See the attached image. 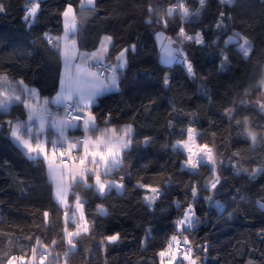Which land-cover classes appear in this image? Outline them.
Returning a JSON list of instances; mask_svg holds the SVG:
<instances>
[{"label": "trees", "instance_id": "16d2710c", "mask_svg": "<svg viewBox=\"0 0 264 264\" xmlns=\"http://www.w3.org/2000/svg\"><path fill=\"white\" fill-rule=\"evenodd\" d=\"M4 3L8 11L0 14V71L11 79H23L41 97L52 99L60 89L62 61L43 33L62 35L64 21L60 13L66 3L76 10L80 50L93 51L104 35H112L116 47L110 49L108 56L113 59L107 61L115 63L120 48L136 45L134 53H127L119 90L99 97L92 107L100 128L119 129L130 123L135 129L122 166L110 177L125 187L122 192L113 189L103 196L83 186L72 187L67 196L68 229H75L71 214L75 211L73 193L78 192L90 231L76 240L77 247L66 257L67 264H157L156 253L171 234L172 221L180 214L173 201L179 200L183 207L190 200L186 193L194 181L200 197L211 195L225 209L221 213L203 199L195 205L200 224L189 239L208 244V259L205 261L202 256L200 264H264V239L258 235L264 229V209L259 207L264 204V173L249 179L244 171L237 176L230 166L235 164L247 173L264 169V140L258 135V146L253 149L238 126L223 115L224 109L233 107L235 101L241 120L247 116L257 133L264 127V113L255 107L245 110L238 106L240 100L254 105L262 95L256 84L264 73V0H235L232 6L208 0L199 20L193 17L183 22L188 34L202 32L207 45L183 43L196 73L194 79L183 67L163 66L154 40L157 32L177 40L180 19L169 20L166 29L145 23L149 5L163 9L171 6L172 0H97V11L83 16L79 0H44L41 19L31 28L22 19L25 0ZM188 6L191 10L199 7L197 0H188ZM221 10L232 17L230 28L223 34L213 27ZM233 31L252 43L253 52L248 60L243 59L235 45L225 47L224 41ZM218 35L219 45L212 44ZM221 54L228 57L224 70L220 68ZM165 75L171 81L168 88L163 84ZM107 113H111L108 125L104 122ZM16 118H26V111L20 106L0 114V122ZM190 127L197 131L198 144L209 143L212 147L214 142L215 152L222 157L217 170L220 184L214 192L203 187L210 179L207 169L200 170L199 178L187 176L180 171L183 154L172 150L171 145L177 140L187 139L186 130ZM145 137H151L147 145L143 142ZM137 182L164 191L151 210L144 203V190L134 187ZM53 193L44 164L27 159L7 138V133L0 132V261L5 253L30 255L28 246L39 236L45 244L52 239L57 241L55 248L50 249L48 264H52L54 257L63 264L68 248L61 239L65 209L56 203ZM101 208L106 215L100 214ZM44 211L49 212L47 225ZM228 213H232L231 219ZM149 228L151 238L142 246ZM116 231L121 233V242L100 248L103 236Z\"/></svg>", "mask_w": 264, "mask_h": 264}, {"label": "snow or ice", "instance_id": "6c2138e0", "mask_svg": "<svg viewBox=\"0 0 264 264\" xmlns=\"http://www.w3.org/2000/svg\"><path fill=\"white\" fill-rule=\"evenodd\" d=\"M199 7L191 10L188 0H172L171 6L163 9H153L151 5L147 8L148 18L146 24L160 25L167 28L169 20L178 17L182 22L179 26L176 37L172 40L166 37L163 32H157L156 38L161 46V63L171 65L179 63L184 66L190 78H195L196 73L192 62L188 59L183 43L193 41L195 44L205 45L202 32L188 34L183 26L184 21H190L192 17L199 20L202 12L208 6V0H197ZM44 0H25L22 19L28 28L38 23L41 19V5ZM220 5L232 6L235 0H219ZM80 15L95 13L98 9L97 0H79ZM4 0H0V14L6 13ZM64 21L62 35L53 36L48 32L43 33L46 42L51 45L56 54L61 58L63 72L60 77V91L49 100L41 97L36 88L30 87L23 79H11L6 72L0 71V114H7L13 106H20L26 111V118L21 120L8 119L0 122V132H6L7 138L23 153V155L36 163L45 166L46 173L53 185V198L64 210L63 212V236L61 239L68 246L64 253L63 264H67L66 257L77 247L76 240L90 231V224L84 213V202L78 192L73 193V204L75 211L71 214L75 229L70 231L68 223L70 215L67 209L69 201L68 193L73 185L83 186L86 189L95 191L103 196L106 191L122 190L125 185L110 179L114 170H119L124 162V154L130 149L135 129L132 124H126L121 128L106 126L100 128L96 123V116L92 112V107L97 103L98 97L108 91L119 90V80L123 75V70L127 66V53L135 52L136 45L120 48L115 55V63H106V60L113 59L108 56L109 49H114L112 35H104L93 51H81L77 43V15L71 4L66 3L60 13ZM232 17L224 10L219 11L213 27L221 34L228 31L231 26ZM220 36L212 39L211 43L219 45ZM179 43L176 47L173 44ZM225 47L235 45L237 51L243 59L248 60L253 52V45L249 39L239 32H232V35L224 41ZM207 46V45H205ZM221 70H224L228 57L221 54ZM163 84L168 88L171 81L167 75L163 77ZM256 86L264 93V73L257 81ZM247 91V90H246ZM207 95V93H204ZM211 97H209V100ZM56 106L58 111H53L49 105ZM233 107L225 108L223 115L229 122H234L243 137L252 145L253 149L258 146V135L260 140H264V127L260 133L254 131L247 116L241 120L236 114V103ZM240 108L247 110L255 107L264 113V101L256 100L254 105H249L248 101L240 100ZM175 111V106H173ZM183 113H178L182 115ZM111 113H107L104 122L108 125ZM168 126H172V121H168ZM72 133L70 136L69 133ZM79 132L80 135H76ZM184 134L183 132L181 133ZM187 139L177 140L171 145L175 154H183L184 159L180 164V171L189 177L199 178L201 169H207L210 179L203 187L207 192H214L220 184V176L217 174L218 161L217 153L209 143H195V129L186 130ZM151 137L144 138L147 145ZM233 155L238 153L233 152ZM234 173L239 176L241 171L246 172L249 179H255L258 173H264V169H256L251 173L247 170L237 168L235 164L230 165ZM130 175V174H129ZM121 181L123 176L119 178ZM168 183L171 184L169 177ZM134 187L144 190L143 200L145 205L151 210L156 201L164 195V191L158 187L147 183L137 182ZM190 200L181 207L179 200L173 201L179 211V215L172 221V231L161 249L156 253L157 264H200L201 257L208 259L207 241L204 243L194 242L189 239L194 235V229L200 224L195 205L200 199L214 206L221 213L224 212V205L215 200L213 196H199L196 182H192L186 193ZM241 199H244L242 196ZM259 203V202H258ZM264 209V204H259ZM79 214V222L75 217ZM101 215L106 212L101 208ZM232 213H228L231 219ZM44 223L47 225L49 212H43ZM258 235L264 239V229ZM151 238V229H146L145 243ZM32 239V237H28ZM121 242L119 231L104 235L99 242V247L106 249L109 245H117ZM57 244L56 239H52L48 244L43 243L39 236L29 245L28 254H7L0 264H45L49 256H52L50 249H54ZM52 264H59L58 257L53 258ZM251 264V261L248 262Z\"/></svg>", "mask_w": 264, "mask_h": 264}, {"label": "water", "instance_id": "95a60500", "mask_svg": "<svg viewBox=\"0 0 264 264\" xmlns=\"http://www.w3.org/2000/svg\"><path fill=\"white\" fill-rule=\"evenodd\" d=\"M164 33V32H163ZM164 35L166 36V37H170V36H168L167 34H165L164 33ZM172 40H175V39H173L172 37H170ZM154 40H155V43H156V46H157V50H158V56H159V60H160V62H161V56H162V53H161V46H160V43H159V41L157 40V38H156V35L154 36ZM179 42L177 41V43L176 44H173L172 46L173 47H176L177 46V44H178ZM185 51V50H184ZM185 53H186V55H187V57H188V54H187V52L185 51ZM188 59H189V57H188ZM163 66H165L166 68H173V67H175V66H180V67H183L184 68V66L183 65H181V64H179V63H174V64H171V65H165V64H163V63H161Z\"/></svg>", "mask_w": 264, "mask_h": 264}, {"label": "rangeland", "instance_id": "374dc122", "mask_svg": "<svg viewBox=\"0 0 264 264\" xmlns=\"http://www.w3.org/2000/svg\"><path fill=\"white\" fill-rule=\"evenodd\" d=\"M193 18V17H192ZM189 42H193V41H185L184 43H189ZM34 88V87H33ZM112 92H117V91H111L110 93H112ZM50 100V99H49ZM259 100H261V101H264V93H262V95L260 96V98H259ZM190 128H192V127H190ZM193 129H195V128H193ZM195 143L196 144H198V142H197V131L195 130ZM215 151V150H214ZM217 159H218V161H222V157L221 156H219V155H217ZM220 164L221 163H218V165H217V170H218V167L220 166ZM73 186H75V185H73ZM123 191V189L122 190H118V192H122ZM107 192H109V191H106L105 193H107ZM83 201V200H82ZM104 210V209H103ZM105 211V210H104ZM75 220L77 221V222H79V214L77 213V215H76V217H75ZM48 262H49V257H48V259L45 261V264H48Z\"/></svg>", "mask_w": 264, "mask_h": 264}, {"label": "crops", "instance_id": "0c3cea01", "mask_svg": "<svg viewBox=\"0 0 264 264\" xmlns=\"http://www.w3.org/2000/svg\"><path fill=\"white\" fill-rule=\"evenodd\" d=\"M110 49H111V48H110ZM110 49H109V51H110ZM81 51H83V50H81ZM108 53H109V52H108ZM106 61H107V60H106ZM124 69H125V68H124ZM59 91H60V89H59ZM110 92H111V91H108V92H105L104 94H107V93H110ZM104 94H103V95H104ZM103 95H102V96H103ZM100 97H101V96H100ZM98 98H99V97H98ZM50 100H51V99H50ZM49 106H52L54 112L57 110V107H56V106H53V105H51V104H50ZM118 183H120V182H118ZM117 191H118V190H117Z\"/></svg>", "mask_w": 264, "mask_h": 264}, {"label": "built area", "instance_id": "2783aa9c", "mask_svg": "<svg viewBox=\"0 0 264 264\" xmlns=\"http://www.w3.org/2000/svg\"><path fill=\"white\" fill-rule=\"evenodd\" d=\"M106 63H111V62H109V61H105Z\"/></svg>", "mask_w": 264, "mask_h": 264}]
</instances>
